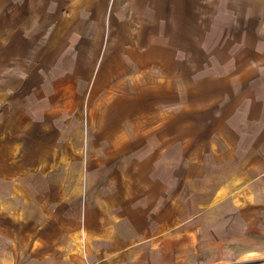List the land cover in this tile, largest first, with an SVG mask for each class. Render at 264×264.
Masks as SVG:
<instances>
[{
  "label": "crops",
  "instance_id": "obj_1",
  "mask_svg": "<svg viewBox=\"0 0 264 264\" xmlns=\"http://www.w3.org/2000/svg\"><path fill=\"white\" fill-rule=\"evenodd\" d=\"M127 3L134 13L126 18L118 13L123 0H0V98L2 91L7 92V98L12 95L21 81L26 85L32 82L30 69L18 65L23 73L15 84L14 76L3 72L4 59L20 63L13 56L23 59L30 53L61 54L67 49L59 39L73 33L77 37L78 32L87 35V51L94 52L104 37V23L110 26L118 21L114 36L119 40L128 37L138 49L137 57H132L137 71L135 85L155 81L147 86L157 85L156 94L151 96L158 102L163 100L156 107L166 113L189 112L193 95L184 85L193 79H187V73L176 76L174 56L190 52V39H199L194 43L202 60L195 81L201 102L196 118L209 117L213 124L210 129L199 130V141L178 158L180 165L167 159L164 169L160 167V176L150 158L139 160L147 161L153 171L140 190L142 201L147 202L141 207L122 203L124 194L113 191L111 184L98 194L103 204L93 203L81 221H54L50 229L56 236L51 239L46 226L36 224L35 217V226L30 217L20 223L14 217V203L6 208L0 204V210L13 209L0 211V264H191L190 253H197L194 247L200 253L201 247L223 246L226 240L247 250H264V0ZM126 21L135 22L134 33L127 32L130 25ZM50 23L54 26L50 34L54 45L37 49L36 42L46 35ZM114 46L108 52L104 47L101 59H107ZM125 62L115 59L109 66L103 61L94 73L95 80L90 75L92 64L86 63L82 74H76L79 84H92L94 95V87L106 86L111 77L124 74ZM116 65L119 68L115 71ZM71 67L74 70L76 66ZM98 72L103 85H98ZM39 76L37 72L38 80ZM241 86L247 88L233 98ZM107 94L112 95V90ZM224 102L225 106L213 111L214 105ZM220 118L222 121L217 120ZM10 174L0 179V195L9 187ZM26 177L36 186V174L32 179ZM41 210L38 206L39 216L45 214V209Z\"/></svg>",
  "mask_w": 264,
  "mask_h": 264
},
{
  "label": "rangeland",
  "instance_id": "obj_2",
  "mask_svg": "<svg viewBox=\"0 0 264 264\" xmlns=\"http://www.w3.org/2000/svg\"><path fill=\"white\" fill-rule=\"evenodd\" d=\"M121 9L118 13L122 16L134 13L127 0H123ZM126 22L130 25L127 32L134 33L135 22ZM112 24L113 22L107 26L104 23V37L101 44L94 48V52L91 48V51H87V35L78 32L77 37L73 33L67 39H59L58 43L65 46L66 52L30 53L23 59L18 55L8 54V57L18 58L20 63L16 60L14 63L8 62L7 58L2 65L4 73L14 76L15 84L23 73L17 66L30 69L28 77L32 82L30 85L23 84L22 81L14 84V93L8 98L6 91L1 93L0 179L10 173L12 177H7L9 187L0 195V204L6 208L14 203L17 207L14 210L0 211H14V217L20 223L30 217L33 226L35 224L32 218L35 217L36 224L46 226L51 239L56 236L55 231L50 229L54 221L59 218L64 223L81 221L88 207L93 206V203L101 205L102 201L98 197L111 184L113 191L124 194L120 199L122 203L137 207L147 204L143 202L145 199L142 201L143 192L140 190L143 189L145 177L151 176L153 171H150L147 161L139 160L150 158V161L156 163L154 171L160 176L163 173L160 169L167 165V159L180 165L178 158L184 156L193 142L199 141V130L210 129L213 124L209 117L196 118L200 114L201 102L197 93L199 86L195 81L201 70L202 60L199 61L200 55L196 52L194 43L199 39H190V52L174 56L175 65L179 66H175L176 76L187 73V79H193L191 84L184 85L187 92L193 95L189 112L166 113L156 107L163 100L158 102L156 96H151V93L156 94L157 85L147 86L155 81L151 79L149 83L143 81L142 84L135 85L133 80H136L137 71L132 57H137L138 49L128 37L126 40H119L114 36L115 29L120 25L118 21L114 23V27ZM53 28L52 23L47 25L46 35L36 42L37 49H47L54 45V40L50 38ZM80 28L81 25L78 29ZM80 34L82 37L78 36ZM259 41L261 43V39ZM111 46L114 47L109 53L110 57L101 59L103 48L108 52ZM115 59H121L122 63L126 60L128 63L123 64L126 69L120 77L114 75L106 81V86H98L96 90L94 87V95H91L92 84H87L88 87L79 84L80 79L76 74H82L88 63L92 64L90 75L93 80L94 73L99 70L103 61L110 66ZM71 65L76 66L74 70ZM118 68L116 65L115 71ZM37 72H40V80ZM99 72L95 76L97 79ZM55 78L57 79L54 81ZM102 79L103 77L97 80L98 85H103ZM245 88L247 87H238L232 97L241 95ZM110 90L112 95L107 94ZM137 94L139 99H136ZM124 96L125 99L118 100ZM106 97L112 99L107 100ZM210 102L214 104L213 101H207V104ZM225 104L226 102L220 103V106L214 105L213 111ZM217 120L222 121V118ZM185 143L187 145L183 146ZM32 174L38 177L36 186L26 181V176L32 179ZM152 180L155 183L158 180L155 173ZM105 184L107 185L104 186ZM107 193L114 195L112 190ZM110 200L109 204H112L113 199ZM38 206L42 208L41 211L45 209V214L41 213L39 216L36 213ZM24 212H30V215ZM228 242L226 240L223 246L201 247L203 251L201 249L200 253L198 247H194L197 253H190L191 264H264V250H247L246 246L231 245Z\"/></svg>",
  "mask_w": 264,
  "mask_h": 264
}]
</instances>
